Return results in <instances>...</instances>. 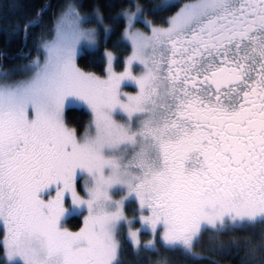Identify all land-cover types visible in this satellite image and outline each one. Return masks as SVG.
Wrapping results in <instances>:
<instances>
[{"label":"snow or ice","instance_id":"6c2138e0","mask_svg":"<svg viewBox=\"0 0 264 264\" xmlns=\"http://www.w3.org/2000/svg\"><path fill=\"white\" fill-rule=\"evenodd\" d=\"M149 2L128 0L113 17L130 46L122 71L107 49L100 75L78 66L80 50L100 43L98 28L84 25L94 16L109 34L99 5L82 13L78 0H62L47 22L38 10L22 28V42L39 29L35 56L21 49L25 63H0L8 264H121L126 241L136 253L161 245L197 260L204 232L264 225V0H189L160 23L174 0ZM126 82L135 93L122 91ZM75 104L91 117L81 134L65 121ZM77 215L78 231L63 226ZM142 233L152 235L143 245ZM243 248L240 264H264V230Z\"/></svg>","mask_w":264,"mask_h":264},{"label":"trees","instance_id":"16d2710c","mask_svg":"<svg viewBox=\"0 0 264 264\" xmlns=\"http://www.w3.org/2000/svg\"><path fill=\"white\" fill-rule=\"evenodd\" d=\"M62 0H0V50L6 55L0 63L4 67L19 61L17 53L32 50L34 56L35 49L33 47L34 37L39 31L37 28H32L26 40L22 37L24 23L33 19L38 10L42 7L46 9L42 13L45 22L49 20L51 12L54 11ZM160 0H150L146 3V7L151 4L159 3ZM189 0L175 1L176 6L168 11L157 14L154 19L160 23L164 18L174 13L177 8ZM15 3L16 6L11 10L9 6ZM128 3V0H82L81 9L84 11L92 10L94 4H98L103 11V21L110 25L111 31L106 41L101 42L99 48L95 51H85L77 58L78 66L88 72L100 75L105 69V60L103 50H111L115 56V67L121 69L122 59L128 55L130 47L128 44L120 41L121 33L124 29L123 19L118 18L113 20L117 11L122 5ZM50 5V6H49ZM153 18V17H149ZM138 25L141 26L140 23ZM143 28V27H142ZM118 41H120L118 43ZM66 124L75 128L78 134L82 133L89 121L88 113L82 108H67L65 111ZM71 229H76L80 226L81 220L79 216H73L66 222ZM264 230V225L255 224L253 226H245L243 228L234 229L230 232L215 234L211 230L204 232L199 243L194 248V251L202 256V259H191L182 254L179 249L168 251L163 246L157 245V251L140 250L139 253L134 252L133 247L126 241L124 251L121 255V264H240L241 257L244 254L243 244L247 238L253 241L259 239L260 232ZM143 238L148 234L142 233ZM232 239L237 240L239 249L236 245L229 244ZM221 244L228 250H222ZM0 264H6L4 255L0 252Z\"/></svg>","mask_w":264,"mask_h":264},{"label":"rangeland","instance_id":"374dc122","mask_svg":"<svg viewBox=\"0 0 264 264\" xmlns=\"http://www.w3.org/2000/svg\"><path fill=\"white\" fill-rule=\"evenodd\" d=\"M81 1H82V0H78V3L80 4V10L82 11V13H85V12H87V13H91L92 10L84 11V10L81 9ZM175 1H178V0H174V2H175ZM15 6H16L15 3L11 4V5L9 6L8 10H9V9L11 10V9H12L13 7H15ZM121 19H122V18H121ZM103 24H104V25H108V24L105 23L104 21H103ZM84 26H85V27H97V28H98V40L100 41L99 46H100L101 42L106 41V40L108 39V36H109V34H110V31H111L110 25H108V26H109V34L106 36V35L104 34V31H103V25H99V26H98V24H97V22H96L94 16L91 18V21H90L89 23H86ZM124 26H125V25H124ZM141 26L143 27L142 24H141ZM136 27H137V28H141V30H145V31H146V29L140 27V25H138V24L136 25ZM122 32H123V31H122ZM121 35H122V33H121ZM123 42L127 44V42H125V41H123ZM129 47H130V46H129ZM98 48H99V47H98ZM98 48L83 47V48L80 50V54H79V55H81V54H82L83 52H85V51H95V50H97ZM105 50H106V48L103 50V56H104L105 67H106V59H105V55H104ZM107 50H109V49H107ZM110 51H111V50H110ZM129 52H130V51H129ZM128 54H129V53H128ZM79 55H78V57H79ZM34 56H35V55H34ZM114 56H115V54H114ZM127 56H128V55H126V56L122 59V63H123L124 59H125ZM78 57H77V58H78ZM30 58H31V57H30ZM115 60H116V56H115V59H114V61H113V64H114V68H115V70H117L116 67H115ZM25 62H26V61L19 60V61H16V62H14V63L8 65L7 67L12 66L13 64H19V63H25ZM121 67H122V64H121L120 68H121ZM122 70H123V67H122L121 69H118L117 71H122ZM141 71H142V68H141L140 66H138V65H134V74H137V75H138V74H140ZM86 72H88V71H86ZM13 78H17V79H18V78H22V77H21L20 75H16V76H14ZM136 90H137V89L135 88V86H134L131 82H126V83L122 86V91H123V92L135 93ZM71 107H73V108H82V109H84V110L88 113V115H89V121H90V119H91V117H90V113L88 112V110H87L83 105L75 104V105H71V106H69V107H67V108H71ZM67 108H66V109H67ZM89 121H88V122H89ZM87 124H88V123H87ZM86 126H87V125H86ZM85 129H86V127H85ZM85 129H84V131H85ZM84 131H83V132H84ZM83 132H82V133H83ZM80 134H81V133H80ZM83 185H84V181H83V179H80V181H79L78 191L80 192L81 195H84V194H85V193L83 192ZM52 194L54 195V192H53ZM115 198L118 199L119 196H117V197H115ZM69 202H70V201H69ZM84 214L86 215V213H84ZM126 215L128 216V218H129L130 220H134V221H135V222L130 226V227L132 228V230H136V229H138V228L141 227L140 223L138 222V217H139V215H140V212H139V208H138V204H137V203L133 202V203H129V204L127 205ZM77 216H79V218H80V220H81L80 226H79L78 228H76V229H71L70 226L66 223L67 220H68L69 218L73 217V216L68 217V218L65 220L63 226H64L65 228L69 229L70 231H78L79 228L82 226L83 215H77ZM128 227H129V226H125V229H124V234H125V236H126V234H127ZM146 234H148V236L145 237V238H143L142 236H140L141 245L145 244L148 240L152 239V235H151V233H146ZM141 235H142V234H141ZM131 246H132V245H131ZM4 259H5V263L8 264V262L6 261V257H4Z\"/></svg>","mask_w":264,"mask_h":264}]
</instances>
